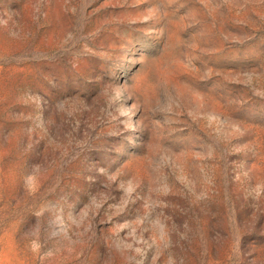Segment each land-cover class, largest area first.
Listing matches in <instances>:
<instances>
[{"label": "rangeland", "instance_id": "rangeland-1", "mask_svg": "<svg viewBox=\"0 0 264 264\" xmlns=\"http://www.w3.org/2000/svg\"><path fill=\"white\" fill-rule=\"evenodd\" d=\"M0 264H264V0H0Z\"/></svg>", "mask_w": 264, "mask_h": 264}]
</instances>
